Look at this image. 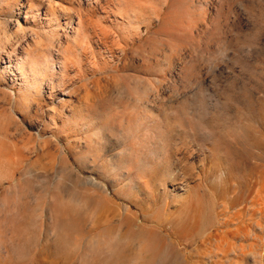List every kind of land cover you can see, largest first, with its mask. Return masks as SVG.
I'll list each match as a JSON object with an SVG mask.
<instances>
[{"label":"rangeland","instance_id":"1","mask_svg":"<svg viewBox=\"0 0 264 264\" xmlns=\"http://www.w3.org/2000/svg\"><path fill=\"white\" fill-rule=\"evenodd\" d=\"M0 264H264V0H0Z\"/></svg>","mask_w":264,"mask_h":264},{"label":"bare ground","instance_id":"2","mask_svg":"<svg viewBox=\"0 0 264 264\" xmlns=\"http://www.w3.org/2000/svg\"><path fill=\"white\" fill-rule=\"evenodd\" d=\"M128 1L131 2V1H135V0H128ZM141 6H143V5H141ZM136 7H138V5ZM136 7H135V5L130 6L129 8H127L125 10L120 8V7H117V11H116V16L122 17V19L124 20L123 22H125L127 25L129 24L131 26V31H133L132 32L133 34H137L138 32H137V27L135 26V24L132 23L130 16L135 15L136 13L139 12L138 11L139 9L137 10ZM143 7L147 8L149 10V12H150V14L148 13L149 16L154 15L152 10H151L152 8L149 5L144 4ZM139 13H141V12H139ZM136 16L138 17V14ZM46 17L47 18H45V19L47 22L45 25L38 27L39 29L37 27H36L37 29H33V32L35 35L34 37H32L35 39L34 44L37 45L40 42V40L44 39V38L48 42L56 43L57 44V52H58L57 58L62 60L64 63L70 57L67 56L68 53L66 54L67 50L62 48L63 47L62 42L57 39V34L55 33L54 27H55V25H58V24H54L55 22H53L54 21L53 18L50 17L49 15H47ZM72 22H73V20L71 19V23ZM73 23H74V25H71V27L73 28V31H72L73 35L71 36L70 42L68 44L69 46L71 44L79 45V43L81 41V37H82L81 33L83 30V25H84L82 15L77 16L76 20ZM51 26H54V27H51ZM84 45L86 47L87 42H85ZM66 48H68V47H66ZM35 52L31 49H29L28 51H24L22 53L21 59L19 60V65H20L19 66V72H20V75L23 77V80H24V86L22 88L21 97H20L22 101H24L27 98L26 94H25L26 91H30V92L33 91L34 93H37L40 89L41 81L48 74H51L54 72L53 67H55V66H53L54 63H53L52 58L48 57L47 55L42 56L43 54L40 55V54H37ZM68 52H69V50H68ZM30 95H32V94H30ZM62 101H65V100L62 99ZM13 185H16V183H14ZM115 238H116L115 236H111V235L105 236L101 240L98 241V246L100 248H102L105 245H109V243L112 244L111 241H114ZM78 243L79 242H77V245H78ZM94 250H96V242L94 244Z\"/></svg>","mask_w":264,"mask_h":264},{"label":"crops","instance_id":"3","mask_svg":"<svg viewBox=\"0 0 264 264\" xmlns=\"http://www.w3.org/2000/svg\"><path fill=\"white\" fill-rule=\"evenodd\" d=\"M94 244H95V240L92 243H90V245H89L92 248L93 251H94Z\"/></svg>","mask_w":264,"mask_h":264}]
</instances>
